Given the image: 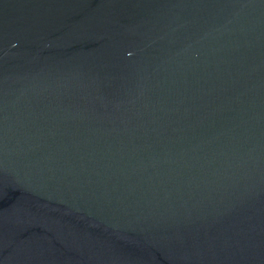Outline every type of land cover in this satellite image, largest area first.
<instances>
[{
	"label": "water",
	"instance_id": "95a60500",
	"mask_svg": "<svg viewBox=\"0 0 264 264\" xmlns=\"http://www.w3.org/2000/svg\"><path fill=\"white\" fill-rule=\"evenodd\" d=\"M0 264H264V0H0Z\"/></svg>",
	"mask_w": 264,
	"mask_h": 264
}]
</instances>
